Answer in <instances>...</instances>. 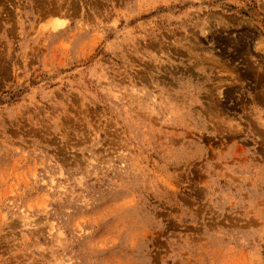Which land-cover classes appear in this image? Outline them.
Instances as JSON below:
<instances>
[{"label":"rangeland","instance_id":"rangeland-1","mask_svg":"<svg viewBox=\"0 0 264 264\" xmlns=\"http://www.w3.org/2000/svg\"><path fill=\"white\" fill-rule=\"evenodd\" d=\"M0 264H264V0H0Z\"/></svg>","mask_w":264,"mask_h":264}]
</instances>
